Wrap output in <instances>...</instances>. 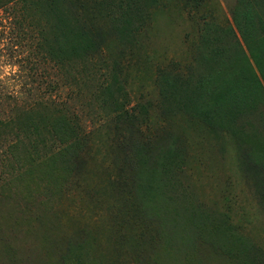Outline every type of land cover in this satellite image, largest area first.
<instances>
[{
    "label": "rangeland",
    "instance_id": "rangeland-1",
    "mask_svg": "<svg viewBox=\"0 0 264 264\" xmlns=\"http://www.w3.org/2000/svg\"><path fill=\"white\" fill-rule=\"evenodd\" d=\"M237 3L0 0V264H264V102L181 92Z\"/></svg>",
    "mask_w": 264,
    "mask_h": 264
},
{
    "label": "trees",
    "instance_id": "trees-1",
    "mask_svg": "<svg viewBox=\"0 0 264 264\" xmlns=\"http://www.w3.org/2000/svg\"><path fill=\"white\" fill-rule=\"evenodd\" d=\"M252 1L238 0L236 6L229 8L230 21L225 17L224 28L205 24L207 27L202 32L207 37L199 40V52L194 58L196 67L195 63L188 64L187 73L182 77L181 92L189 94V107L218 125H227L229 119L233 121L235 116H242L244 104L246 109L254 111L258 103L264 102V9L261 10L264 0ZM171 87L173 90L174 86ZM56 129L70 133L65 124ZM144 162V158L139 162V173L145 178L138 190L149 205L156 206L161 194L157 181L164 176L162 166L153 163L159 167L157 171L154 167L146 168Z\"/></svg>",
    "mask_w": 264,
    "mask_h": 264
}]
</instances>
